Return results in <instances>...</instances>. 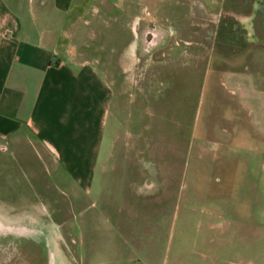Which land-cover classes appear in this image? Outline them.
Listing matches in <instances>:
<instances>
[{"label": "rangeland", "instance_id": "rangeland-1", "mask_svg": "<svg viewBox=\"0 0 264 264\" xmlns=\"http://www.w3.org/2000/svg\"><path fill=\"white\" fill-rule=\"evenodd\" d=\"M254 1L89 4L72 51L114 88L107 147L91 182L58 183L37 156L28 183H0V264H264V130L224 85L238 71L264 86Z\"/></svg>", "mask_w": 264, "mask_h": 264}, {"label": "crops", "instance_id": "crops-1", "mask_svg": "<svg viewBox=\"0 0 264 264\" xmlns=\"http://www.w3.org/2000/svg\"><path fill=\"white\" fill-rule=\"evenodd\" d=\"M92 1L0 0V166L17 164L22 172L5 169L0 183H28V162L37 156V170L56 173L58 183L69 180L67 173L91 182L98 171L114 88L99 59L80 60L72 51L84 14L95 11ZM225 2L218 0L220 7ZM259 4L264 0L253 10ZM255 16L240 14L252 42L261 37ZM224 85L250 110L257 106L249 111L252 123L264 130V86L255 75L229 71ZM109 148L112 156L113 138Z\"/></svg>", "mask_w": 264, "mask_h": 264}]
</instances>
